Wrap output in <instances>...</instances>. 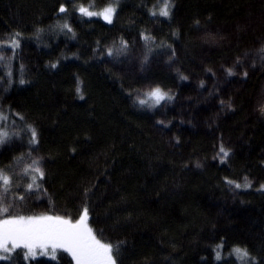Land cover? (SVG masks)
Here are the masks:
<instances>
[{
  "label": "trees",
  "instance_id": "16d2710c",
  "mask_svg": "<svg viewBox=\"0 0 264 264\" xmlns=\"http://www.w3.org/2000/svg\"><path fill=\"white\" fill-rule=\"evenodd\" d=\"M235 1L171 0V16L165 18L150 15L163 0H0V40L21 34L20 48L2 67L6 105L0 101V114L7 119L0 123L10 137L8 126L15 123L22 140L4 150L0 160L16 158L12 154L31 139L27 127L35 128L44 172L43 180L37 178L40 191L53 211L71 219L78 220L87 204V223L98 239L114 246L117 264H241L229 255L235 247L247 249L249 264H264V119L250 112L256 77L244 78L246 85L233 98L231 109L241 111L218 115L217 135L240 136L242 145L226 162L194 169L197 155L206 162L221 140L211 130L190 126L173 133L169 125L167 135L157 136L152 112L134 103L126 79L101 62L108 48L115 53L121 39L142 41L147 54L164 46L180 53L183 46L176 40L190 39L210 14L226 17ZM111 3L116 4L111 24L78 11L81 5L96 10ZM61 4L66 13L58 12ZM65 22L75 38L56 27ZM52 63L58 66L53 69ZM162 71L151 77L162 76L157 81L169 88L173 78ZM77 77L84 99L75 90ZM244 175L256 177L259 185L239 188L240 200H225L226 180L242 183ZM85 189H90L87 196ZM17 252L0 264H73L64 251L55 261H25L23 250Z\"/></svg>",
  "mask_w": 264,
  "mask_h": 264
},
{
  "label": "rangeland",
  "instance_id": "374dc122",
  "mask_svg": "<svg viewBox=\"0 0 264 264\" xmlns=\"http://www.w3.org/2000/svg\"><path fill=\"white\" fill-rule=\"evenodd\" d=\"M223 1L227 2V0ZM231 3L229 7H232L233 20L229 17L231 13L227 14V18L225 16L221 17L222 15L219 13L213 16L208 15L207 18L209 17L211 21H206L197 28L195 27L190 39L182 36V40L175 41L176 45L180 44V49L183 46L180 53L171 54L167 46L163 45V48L158 49L161 50L158 53L147 54L142 41L131 39V41H127L128 49L126 53L119 56L114 54L112 57L106 54L101 57V62L105 67L126 79L135 99L138 93L143 98V92L153 87H159L162 91L173 96L170 102H162L161 106L155 109L144 106V109L150 110L154 116L151 127L157 136L160 137L165 134V125H171L172 129L174 127V130L171 131L173 133H178L180 128H186L187 126L200 129L203 132L211 130L218 141L221 140L220 142L224 147L230 149V153L233 154L236 147L242 145L243 140L240 136L228 133L221 136L217 135L219 134L218 130L221 129L218 115H222L223 111H226V115L241 111V107L232 110L228 105L233 106V98L237 96V91L246 85L243 83V79L246 77H256L257 79L256 93L250 107L251 116L257 117L259 121L264 119V114L259 111L260 106L264 105V53L260 51L264 48V0H237L235 3ZM108 6L116 8L114 3L105 7ZM105 7L89 10L101 12ZM226 10L228 9L225 8V12ZM114 17L115 15L113 19ZM86 18H96L107 23L100 16ZM167 35L169 36V32ZM9 36L6 35L4 39L0 40V44H5ZM184 44L188 45L184 46ZM188 49L192 51H188ZM11 53L12 50L7 47L0 51V56L4 57L3 60H0V79L2 78V67L5 66ZM145 57H147V61H145ZM237 61H239V64H237ZM228 68L233 70L234 75H227L225 70ZM159 70H163V73H169L172 76L174 83L171 87L166 88L162 85V82L157 81L156 77L161 79L162 76L151 77L152 72H159ZM181 77H187V79H181ZM164 80L162 78V81ZM201 82H203V86H201ZM5 94V88L0 80V101L6 105L5 99H3ZM221 101H224L225 104L222 105ZM2 110L3 106L1 107L0 104V111ZM203 112H206V114ZM158 121L164 123L161 124ZM8 129L14 135L6 144L0 145V156H2L4 150L10 149L11 146L21 145L22 140L15 135V133H19V137H21L19 127L13 123L8 126ZM2 130L9 133L5 125ZM169 134L171 135V133ZM170 135L166 140L167 143L170 138L173 139V136L170 137ZM18 150L17 155L12 154L17 156L16 158L12 157L4 162L0 160V170H3V174L10 178L7 193L4 192L2 181H0V208H10L8 213L0 212V219H4L9 215L26 217L63 216L66 219H71L58 211H53L55 208L49 203L45 192L40 191L41 188L34 187L30 192H25L27 184L32 182L31 176L37 174L30 172L27 176H24L22 169L31 164L32 159L35 158L41 159L39 166L42 168V158L35 145H23ZM218 152L219 147L215 146L214 152L208 156L206 162L201 159V155H197L192 168L200 169L201 167V169H204L205 165L220 161L217 155ZM17 158L22 159L18 162ZM197 163L200 164V167L196 166ZM262 174L264 176V171ZM244 177L251 181L252 186L259 185L256 177L245 175ZM172 191H174L173 188ZM222 191L225 200L228 199L231 202L240 200V191L234 185H224ZM20 196H24V199H17ZM71 220L75 222L76 218ZM87 224L93 230L92 226L89 223ZM93 233L96 235L94 230ZM100 241L109 244L103 240ZM38 257L50 258L47 256Z\"/></svg>",
  "mask_w": 264,
  "mask_h": 264
},
{
  "label": "snow or ice",
  "instance_id": "6c2138e0",
  "mask_svg": "<svg viewBox=\"0 0 264 264\" xmlns=\"http://www.w3.org/2000/svg\"><path fill=\"white\" fill-rule=\"evenodd\" d=\"M119 0H117V3ZM173 9V4L171 0H163L162 6L158 11H150V15L153 17L160 16L168 18L171 16ZM68 9L61 4L58 9L59 13H66ZM81 17H102L107 23L111 24L113 21V16L116 13V8L112 6L105 7L103 11L96 12L90 11L89 7L81 5L78 8ZM199 23V22H197ZM61 32L67 30V32H72V38H75V33L73 32L71 26L65 22L63 24L57 25ZM42 31V29H37V33ZM175 35V33H174ZM20 36L19 32L11 34L5 44H0V51H3L5 47L11 48L15 54L16 50L20 48ZM141 38L144 40L150 39L149 36L141 33ZM128 49L127 41L121 39L119 47L115 50L113 48L107 49V55L112 57L114 54L119 56L126 53ZM264 53V48L260 50ZM4 57L0 56V60ZM147 61V57H145ZM239 64V61H237ZM51 68L55 69L58 63H52L49 65ZM210 71V70H209ZM228 76L234 75L231 68L225 70ZM247 75V73H245ZM181 79H187V77H181ZM20 84L26 83L23 79L19 81ZM80 80L77 77L76 93L80 99H84V96L80 87ZM203 86V82H201ZM173 96L167 92L162 91L159 87H153L150 90H145L143 92V98L137 94L134 103L141 107L147 106L149 109H155L161 106L162 102H170ZM224 105L225 102L221 101ZM231 107V105H228ZM259 111L264 114V105H261ZM7 117L0 114V121L6 120ZM23 119V117H21ZM158 123L163 124V121H158ZM167 126V125H165ZM4 125L0 123V145L6 144L9 139H11L9 133L6 130H2ZM27 131L31 132V139L29 140L30 145H36L38 143L37 131L30 125L27 127ZM19 136V133H15ZM35 149L33 148V151ZM230 149H226L221 143L219 147V152L217 155L220 158L221 163L226 162L227 158L230 156ZM22 158H17V161ZM41 164L40 158L32 159L31 164L26 165L22 169V174L27 176L30 172H34L37 175H32V182L27 184L25 192H30L34 187L38 188L37 178L43 180L44 172L39 166ZM200 167V164H196ZM0 181H2V187L4 192L7 193L10 185L9 176L3 174V170H0ZM229 185H234L235 188H250L252 186L251 181L247 177H244L243 183H237L232 180H226ZM260 190H264V185L260 186ZM90 189H85L84 195L87 196ZM17 199L23 200L24 196H20ZM10 211L9 207L0 208V212L8 213ZM89 219V208L87 204L83 207L80 217L78 220L73 222L71 219H66L63 216H19V215H9L4 219H0V260H11L12 254L16 253L19 256L17 250H23V259L25 261L35 260L38 256H47L51 260L55 261L57 259L58 250H63L67 252L74 264H117V260L114 255V246L112 244L101 243L100 240L96 238L93 230L88 226L87 221ZM118 248V246H115ZM222 245L217 246L216 250V260H221L220 248ZM235 255L241 264H249V253L247 249L235 247L232 253L229 255ZM254 259V258H253Z\"/></svg>",
  "mask_w": 264,
  "mask_h": 264
}]
</instances>
